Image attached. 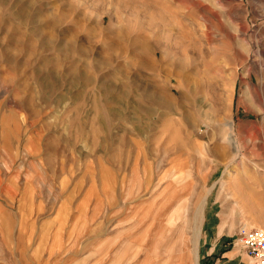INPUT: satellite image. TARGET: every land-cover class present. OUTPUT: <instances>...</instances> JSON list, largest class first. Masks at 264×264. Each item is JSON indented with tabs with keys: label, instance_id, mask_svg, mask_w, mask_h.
<instances>
[{
	"label": "rangeland",
	"instance_id": "1",
	"mask_svg": "<svg viewBox=\"0 0 264 264\" xmlns=\"http://www.w3.org/2000/svg\"><path fill=\"white\" fill-rule=\"evenodd\" d=\"M242 226L264 0H0V264H247Z\"/></svg>",
	"mask_w": 264,
	"mask_h": 264
},
{
	"label": "built area",
	"instance_id": "2",
	"mask_svg": "<svg viewBox=\"0 0 264 264\" xmlns=\"http://www.w3.org/2000/svg\"><path fill=\"white\" fill-rule=\"evenodd\" d=\"M233 246L243 253L247 264H264V228L240 227Z\"/></svg>",
	"mask_w": 264,
	"mask_h": 264
},
{
	"label": "bare ground",
	"instance_id": "3",
	"mask_svg": "<svg viewBox=\"0 0 264 264\" xmlns=\"http://www.w3.org/2000/svg\"><path fill=\"white\" fill-rule=\"evenodd\" d=\"M152 98H154V93H153V96H152ZM164 100V99H163ZM166 102V100H164V103ZM148 110V109H147ZM149 111V110H148ZM217 120V119H216ZM215 120V121H216ZM218 121H219V119H218ZM234 122L233 121H229V122H227V123H224V124H222L221 123V125H218L217 124V127H215L214 128V130L215 131H219L220 132V134H221V137L223 138V139H225L226 138V136H227V134H229V132H231V134H234L235 132H234V130H235V128H234ZM211 131H213V130H211ZM3 140V139H2ZM237 146H239V144L237 143ZM5 147V146H4ZM228 168V167H227ZM226 170H228V169H226ZM227 173V177H224L223 179H222V181H221V188L222 189H226L227 191H230V193H232L231 191H232V187H233V185H234V183L231 181V179H232V173L231 172H226ZM184 237H185V235H184ZM198 255V254H197ZM197 255H196V257H197Z\"/></svg>",
	"mask_w": 264,
	"mask_h": 264
},
{
	"label": "crops",
	"instance_id": "4",
	"mask_svg": "<svg viewBox=\"0 0 264 264\" xmlns=\"http://www.w3.org/2000/svg\"><path fill=\"white\" fill-rule=\"evenodd\" d=\"M212 252H213V250L211 251V249H210V251L205 252L204 255L201 256V258H203L201 261V264H212L211 258L208 256V255L212 254ZM227 253L228 252L223 253L221 258L227 257ZM204 256H206V257H204ZM245 259H246V257H245Z\"/></svg>",
	"mask_w": 264,
	"mask_h": 264
}]
</instances>
